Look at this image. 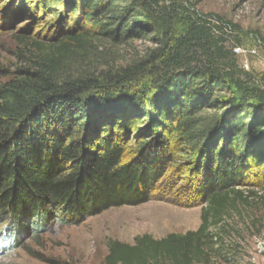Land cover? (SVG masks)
<instances>
[{"label":"trees","instance_id":"obj_1","mask_svg":"<svg viewBox=\"0 0 264 264\" xmlns=\"http://www.w3.org/2000/svg\"><path fill=\"white\" fill-rule=\"evenodd\" d=\"M34 2L62 23L31 67L0 69V215L16 222L8 237L53 210L78 219L147 203L164 193L178 152L191 172L175 190L202 207L199 228L112 240L104 264H234L237 219L254 197L246 190L264 183V90L229 49L239 27L183 0ZM141 38L154 47L130 65L83 64L102 44Z\"/></svg>","mask_w":264,"mask_h":264},{"label":"rangeland","instance_id":"obj_2","mask_svg":"<svg viewBox=\"0 0 264 264\" xmlns=\"http://www.w3.org/2000/svg\"><path fill=\"white\" fill-rule=\"evenodd\" d=\"M183 1L190 12L219 16L239 27L237 37H229V49L238 67L250 73L252 80H247L251 85L264 90V0ZM59 23L57 14L34 0H0V69L13 75L31 67L41 56L38 45H51L61 32ZM152 47L150 38L117 47L102 44L87 53L83 64L93 72L125 67L140 60ZM7 80L1 78L0 86ZM175 154L164 193L158 192L142 205L112 208L78 219L53 210L40 224L23 222V233L15 241L7 233H14L16 222L10 225L8 214L0 215V264H104L112 240L133 245L143 235L162 239L197 230L202 207L190 208L186 196L175 190L188 182L191 171L184 166L190 164L186 162L190 158ZM246 191L254 197L251 208L237 219L240 238L234 264H264V183L254 182ZM34 229L38 231L32 234Z\"/></svg>","mask_w":264,"mask_h":264},{"label":"built area","instance_id":"obj_3","mask_svg":"<svg viewBox=\"0 0 264 264\" xmlns=\"http://www.w3.org/2000/svg\"><path fill=\"white\" fill-rule=\"evenodd\" d=\"M237 53H240V52H242V50L241 49H236L235 50Z\"/></svg>","mask_w":264,"mask_h":264}]
</instances>
